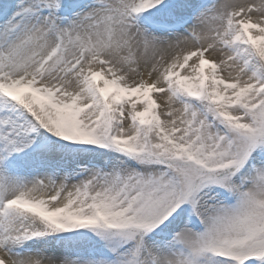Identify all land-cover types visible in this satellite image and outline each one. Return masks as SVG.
I'll use <instances>...</instances> for the list:
<instances>
[{
    "label": "snow or ice",
    "instance_id": "obj_1",
    "mask_svg": "<svg viewBox=\"0 0 264 264\" xmlns=\"http://www.w3.org/2000/svg\"><path fill=\"white\" fill-rule=\"evenodd\" d=\"M0 264H264V0H0Z\"/></svg>",
    "mask_w": 264,
    "mask_h": 264
}]
</instances>
